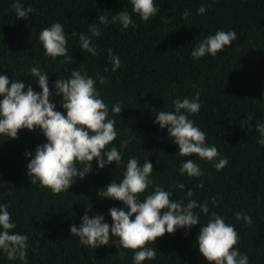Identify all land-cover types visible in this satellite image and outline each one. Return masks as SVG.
Instances as JSON below:
<instances>
[{
  "label": "trees",
  "instance_id": "1",
  "mask_svg": "<svg viewBox=\"0 0 264 264\" xmlns=\"http://www.w3.org/2000/svg\"><path fill=\"white\" fill-rule=\"evenodd\" d=\"M14 2L0 0V75L31 84L37 92V78L30 76L34 66L47 72L50 89L73 70L94 79L97 74L104 76L108 83L101 85L97 80L96 87L109 106L110 118L116 120L117 131L108 148L115 146L122 154L119 165L112 163L103 169L93 160L83 180L77 179L68 192L54 194L39 183L31 184L26 175L30 158L25 154L47 142L40 129H22L16 139L0 135V205L9 206L16 224L12 231L29 237L27 264H133V251L114 245L117 237L109 245L92 248L70 234V226L79 227L88 208L90 217L102 214L105 222L112 223L109 209L123 208V204L99 198L98 190L112 179L122 180L127 160L133 157L141 166L147 159L153 164L150 179L170 191L172 199L207 202L209 216L216 212L235 226L239 234L235 247L248 255L249 264H264V146L258 144L262 137L255 129L264 124V0H154L159 11L147 22L132 13L130 0H19L25 8L35 9L26 20L17 19ZM201 5L206 11L199 15ZM120 10L131 14L136 27L99 23L100 15ZM186 10L189 16L182 19ZM56 22L64 26L71 62L45 56L38 39L43 28ZM91 23L101 29L99 37H92L96 56L82 51L79 44L81 33L91 36ZM218 30L234 31L237 39L214 57L194 59L192 50ZM109 48L121 61L115 72ZM197 92L201 108L189 118L206 133V143L217 147L220 155L211 162L195 155L179 156V147L167 129L154 122L158 110L171 111L174 99L194 98ZM61 100L54 96L51 102L66 115ZM117 102L122 107L119 116L111 112ZM241 121L246 123L241 126ZM122 140L130 141L123 149ZM225 157L227 165L216 170L214 164ZM188 159L199 165L202 176L180 174V163ZM177 183L185 188H176ZM189 189L194 193L190 198ZM151 190L150 186L147 191ZM236 212L250 216L251 224L237 221ZM200 215L202 226L209 217ZM199 227L178 228L174 234L157 238L148 245L157 249L156 258L143 264H207L195 246ZM0 264L24 262L10 261L0 250Z\"/></svg>",
  "mask_w": 264,
  "mask_h": 264
},
{
  "label": "clouds",
  "instance_id": "2",
  "mask_svg": "<svg viewBox=\"0 0 264 264\" xmlns=\"http://www.w3.org/2000/svg\"><path fill=\"white\" fill-rule=\"evenodd\" d=\"M130 3L132 13L144 22L149 21L159 11L154 0H130ZM12 9L17 19L23 20L35 11L31 6L25 8L19 0L12 4ZM205 11V6L201 5L197 14L202 15ZM188 16L189 12L186 10L182 19ZM98 20L105 25L118 22L124 29L129 26L136 27L131 14L124 10L100 15ZM89 32L91 36L84 33L79 35L80 48L96 56L97 47L93 46L92 37H99L101 29L97 24L91 23ZM38 39L45 56L53 60L64 57L66 63L71 62L63 24L56 22L43 28ZM236 39L234 31L218 30L214 35L203 38L192 50L191 56L194 59L206 55L214 57ZM108 56L112 64L111 70L115 72L121 66L120 58L113 54L111 48L108 49ZM30 74L37 78L39 92L20 79L13 80L7 75H0V97H3L0 99V135L16 139L20 130L34 131L38 128L46 138L47 142L38 145L34 153L25 154L30 158L26 175L31 184L39 183L41 188L60 194L68 192L77 179L83 180L91 172L93 160L97 162L98 169L112 163L119 165L122 160L121 152L115 146L108 148L117 137L116 120L110 118L109 106L100 97L96 87L97 80L104 85L108 83V79L99 74L94 79L79 70H73L68 78L59 77L54 83V89H50L47 72L34 66L30 68ZM54 96L62 97L60 107L65 110L66 115L56 110V104L51 102ZM199 101V92L194 98H176L172 101L173 110H158L154 122L161 129H167L170 139L179 147V156L195 155L211 162L217 160L219 151L216 146L206 143V133L189 118L190 115L199 113ZM121 110L120 102L111 108V112L118 116ZM247 121H251V117ZM244 123L246 121H241V126ZM255 129L262 137L258 144L264 146V124L255 125ZM129 142L122 140L120 148L127 147ZM227 163L226 157L220 158L214 167L219 171ZM152 172L153 164L148 159L141 166L137 158H129L122 180L117 182L112 179L106 187L98 190L99 198H111L123 204V208L109 209L112 223L105 222L102 214L90 217L88 212L91 209L88 208L79 227L75 224L70 226L71 236L78 237L81 245L92 248L109 245L110 239L117 237L118 244L114 245L118 249L132 250L133 264H143L146 260L156 258L157 249L148 245L155 243L157 238L166 233L174 234L178 228L188 230L199 225L195 246H198L199 253L207 264H249L248 255L240 253L235 247L239 242V234L234 225L226 223L223 216L216 212L209 216L207 202L201 204L197 200L189 199L185 203L183 199H172L170 191L164 190L150 179ZM179 172L189 177H200L204 174L193 159L181 162ZM150 186L152 190L148 192ZM175 187L183 190L185 185L177 183ZM146 192L141 199V195ZM193 194L191 189L187 191L189 198ZM212 203L215 204L214 198ZM8 207L7 204L0 205V250L7 254L8 260L19 259L27 264L29 237L12 231L16 224L12 222ZM201 213L209 217L202 226ZM235 218L248 225L252 222L250 216L240 212L235 213ZM118 254L124 256L123 252Z\"/></svg>",
  "mask_w": 264,
  "mask_h": 264
}]
</instances>
